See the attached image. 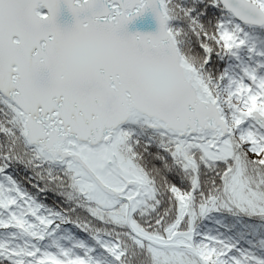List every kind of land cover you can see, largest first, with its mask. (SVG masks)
Segmentation results:
<instances>
[{"label": "snow or ice", "instance_id": "1", "mask_svg": "<svg viewBox=\"0 0 264 264\" xmlns=\"http://www.w3.org/2000/svg\"><path fill=\"white\" fill-rule=\"evenodd\" d=\"M0 264H264V0H0Z\"/></svg>", "mask_w": 264, "mask_h": 264}]
</instances>
